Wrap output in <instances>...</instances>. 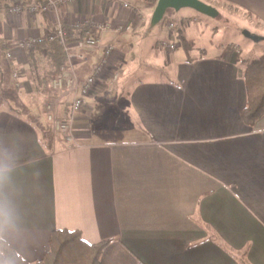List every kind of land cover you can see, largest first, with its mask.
<instances>
[{"label": "crops", "instance_id": "1", "mask_svg": "<svg viewBox=\"0 0 264 264\" xmlns=\"http://www.w3.org/2000/svg\"><path fill=\"white\" fill-rule=\"evenodd\" d=\"M115 1L75 0L46 14L0 10V100L6 102L0 105V162L10 169L3 191L14 210L0 239L30 262L43 257L54 229L67 228L90 243L110 240L99 264H239L240 255L248 264H264V115L252 126L240 116L246 90L239 60L247 58L233 43L214 52L197 47L198 54L183 58L175 56L178 47L162 48L172 56V76L130 82L128 68L138 53L132 38L147 32L154 6ZM215 2L264 27V0L209 1ZM167 17L175 22L172 41L184 48L178 34H187ZM57 20L123 28L100 34L103 45L115 48L99 77L102 91L88 95L73 118L68 101L55 104L57 116L72 120L78 142L72 147L53 138L47 97L38 98L28 77V50L15 45L48 32ZM191 20L181 16L186 31ZM102 48L73 51L81 55L73 58L78 79L91 72ZM113 68L119 73L109 82ZM122 93V109L136 120L130 135L126 130L115 139L108 134L119 129L103 123L106 114L120 115L112 101ZM0 260L5 264L1 253Z\"/></svg>", "mask_w": 264, "mask_h": 264}, {"label": "trees", "instance_id": "2", "mask_svg": "<svg viewBox=\"0 0 264 264\" xmlns=\"http://www.w3.org/2000/svg\"><path fill=\"white\" fill-rule=\"evenodd\" d=\"M29 1L41 0H0V5L8 6ZM143 1L151 8L156 3V0ZM161 21L164 23L170 20L164 15ZM64 29L65 41L71 43L87 35L89 24L81 23L79 26L69 24L64 25ZM179 35L182 46L186 48L190 42H187L182 33H179L178 37ZM27 53L30 55L29 80L38 98L46 97L45 88L48 80L58 73L66 62L63 47L58 40L45 41L34 44ZM239 63L246 90V102L240 110V116L246 125L252 126L264 115V52L254 59H240ZM10 111L15 113L14 110ZM109 241L105 239L90 243L83 239L78 229L56 228L48 238L47 250L43 257L34 262L24 259L3 239H0V253L5 264H99L101 254ZM238 261L239 264H248L243 255L238 257Z\"/></svg>", "mask_w": 264, "mask_h": 264}, {"label": "rangeland", "instance_id": "3", "mask_svg": "<svg viewBox=\"0 0 264 264\" xmlns=\"http://www.w3.org/2000/svg\"><path fill=\"white\" fill-rule=\"evenodd\" d=\"M127 1L137 2V0ZM203 1L210 4V0ZM210 5L216 9L218 13L217 15L208 16L199 13L190 7H182L178 10L170 8L166 11V16H173V18L177 20L181 29L180 31L187 34V42H190V45L192 46V48L186 49V51L184 48L179 46L180 43L178 42V49L175 53L176 57L183 58L184 54H187L188 56L196 55L198 54L196 51L197 47L214 52L217 51L216 48H219L220 45H226L228 43L240 46L242 55L247 59L257 58L264 52V27L252 25V22L248 18L238 14L236 10H233L228 5L218 4L216 2ZM184 14H189L192 19L190 23L192 27H190L188 31H186L187 27L181 24V16ZM145 29L147 32L155 35L147 36L146 34H140L135 35L132 38L137 41L135 47H137L138 53L137 60L131 67L128 68V77L130 76V82L141 79H167L172 76V65L169 63L172 56H166L162 51L163 49L160 48L159 45H155L154 38L157 40L166 39L167 41H172L174 37H168L162 21L158 22L155 26L148 25ZM256 34L259 35L254 36ZM124 97L125 96H123L122 93V100L119 99L117 102V99L114 98L112 101V105L114 108L116 107V109L119 110L118 114L120 115L113 118L111 114V116L106 114V118L103 123V125L108 123V125H110V129L111 127L119 129L118 133L108 134L112 135L111 137H114L115 139L121 138L122 135L125 136L126 133L124 131L126 130H129L127 132L130 135L129 132L133 129L136 120L135 118L133 120L131 114L122 109L121 106L124 104ZM5 103L6 102L0 100V105H5ZM20 111L23 115L35 121V119L24 110ZM103 128L105 129L107 127L105 126ZM96 130L97 128L94 127L93 131L95 132ZM51 134L53 135V138L59 142V144H64L63 140L55 131L54 133L51 132ZM106 135L104 134V136Z\"/></svg>", "mask_w": 264, "mask_h": 264}, {"label": "built area", "instance_id": "4", "mask_svg": "<svg viewBox=\"0 0 264 264\" xmlns=\"http://www.w3.org/2000/svg\"><path fill=\"white\" fill-rule=\"evenodd\" d=\"M75 0H41L29 1L22 4H11L8 6H0V10L9 14H35V13H49L57 10L58 6L63 3H67ZM116 2L115 0H110ZM123 7H130L133 13H138V17L141 20H145V16L139 12L134 6H131L127 2H120ZM75 26H79V23H75ZM165 30L168 37L173 34L175 29V22L170 20L164 23ZM122 26L113 25L109 21H93L89 24V30L87 35L74 42L65 41V29L64 23L61 20H57L53 28L48 32L40 35H28L27 37L20 38L16 41L15 45L21 50H29L34 44L58 40L63 47L66 55V62L61 67L60 71L50 77L46 85V102H45V117L46 120L52 125L53 130L62 137L63 141L68 147L77 146L78 142L74 137L72 120L61 118L55 113V104L61 101H68L67 107L69 115L73 118V115L79 112L85 104V98L88 95L98 94L100 87V75L104 72L110 63L111 54L114 51L113 44H102L100 34L109 30L121 31ZM143 32V31H141ZM148 35V32H143ZM159 46L166 51H172L178 47V43L175 41H167L161 39ZM103 47L102 56L95 64L91 72L84 78L78 79L75 74V66L73 64L74 57H81L80 54H73L74 50H82L84 48ZM6 57L11 58L12 53L7 50ZM118 68H113L109 77V82L114 81L118 76ZM70 98V100H68Z\"/></svg>", "mask_w": 264, "mask_h": 264}, {"label": "water", "instance_id": "5", "mask_svg": "<svg viewBox=\"0 0 264 264\" xmlns=\"http://www.w3.org/2000/svg\"><path fill=\"white\" fill-rule=\"evenodd\" d=\"M182 7H190L208 16H215L218 14L213 6L203 0H156L150 16V25L154 26L160 22L168 9L172 8L178 10Z\"/></svg>", "mask_w": 264, "mask_h": 264}, {"label": "clouds", "instance_id": "6", "mask_svg": "<svg viewBox=\"0 0 264 264\" xmlns=\"http://www.w3.org/2000/svg\"><path fill=\"white\" fill-rule=\"evenodd\" d=\"M10 169L3 163L0 162V232L3 231L5 224H11L13 221L14 210L11 207L10 201L4 195V185L8 181V172ZM0 264L3 261L0 260Z\"/></svg>", "mask_w": 264, "mask_h": 264}]
</instances>
